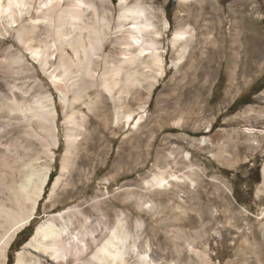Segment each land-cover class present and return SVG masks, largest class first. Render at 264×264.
I'll return each instance as SVG.
<instances>
[{
	"label": "rangeland",
	"instance_id": "1",
	"mask_svg": "<svg viewBox=\"0 0 264 264\" xmlns=\"http://www.w3.org/2000/svg\"><path fill=\"white\" fill-rule=\"evenodd\" d=\"M141 1L157 16L164 74L154 81L145 68L132 67L141 81L120 83V103L99 78L87 83L84 99L74 104L76 148L52 198L70 111L49 76L55 64L43 68L18 38L21 30L28 34L21 26L26 20L12 26L0 20V104L13 95L31 100L48 94L57 108L58 136L43 197L8 247L5 264L15 263L43 221L72 205L93 222L122 218L130 234L126 261L107 264H256L253 255L264 261V0ZM98 4L108 26L101 53L107 64L119 63L120 32L129 23L119 26L120 0ZM178 28L194 34L180 61L182 40L172 43ZM46 36L39 28L33 43ZM103 69L97 62L98 75ZM3 118L0 112V123ZM19 126L1 140L14 145ZM34 144L41 148L40 141ZM160 171L162 185L154 180Z\"/></svg>",
	"mask_w": 264,
	"mask_h": 264
},
{
	"label": "bare ground",
	"instance_id": "2",
	"mask_svg": "<svg viewBox=\"0 0 264 264\" xmlns=\"http://www.w3.org/2000/svg\"><path fill=\"white\" fill-rule=\"evenodd\" d=\"M104 1L107 0H99ZM179 1L183 4L190 0ZM145 3L134 0L129 4L127 0H120L119 26L129 25L120 32L123 46L119 63L107 64L106 56L101 51L108 26L105 25L104 13L99 10L98 0H0V20L5 19L12 26L25 19L21 26L28 34L25 36L21 30L18 38L24 41L25 48L43 68L55 64L49 76L64 106L70 111L65 113L66 150L61 172L53 181L49 198L54 197L60 186L76 148L80 129L76 117L78 110L74 109V104L82 100L87 83L95 77L99 78L103 88L120 103L124 90L120 83L141 81V75L132 67L145 68L147 77L154 81L164 74V60L158 41L160 31L154 20L157 16L150 10L152 5ZM39 28H43L47 38L40 39L35 45L33 40ZM193 36L188 28L175 31L173 45L182 40L176 60L183 58L188 41ZM8 56L13 62L21 60L18 55ZM97 62L104 63L99 75ZM116 86H119L117 90ZM68 93H71V98ZM7 99L0 104V112L4 116L0 123V190L4 192L0 197V264L6 263L8 247L17 233L35 216L53 169L51 160L58 143L57 108L48 94H37L31 100L15 95ZM131 115V112L126 114L127 121ZM14 117L18 119L16 123H22V126L18 128L13 145L3 142L1 138L16 124ZM34 140L41 142V148L35 146ZM262 176L264 183V164ZM154 178L156 183L165 180L162 171ZM122 222L120 217L116 218L114 224L101 217L93 222L80 207L69 206L49 216L36 228L17 252L14 264H45L44 259L53 264L58 261L75 264L81 260L85 264L93 261L107 264L117 259L125 262L130 234ZM260 230L264 239V222ZM255 243L261 247L257 240ZM253 256L256 264H264V261ZM140 260H144V257ZM151 260L150 257L147 262Z\"/></svg>",
	"mask_w": 264,
	"mask_h": 264
},
{
	"label": "trees",
	"instance_id": "3",
	"mask_svg": "<svg viewBox=\"0 0 264 264\" xmlns=\"http://www.w3.org/2000/svg\"><path fill=\"white\" fill-rule=\"evenodd\" d=\"M172 1H174V0H172Z\"/></svg>",
	"mask_w": 264,
	"mask_h": 264
}]
</instances>
